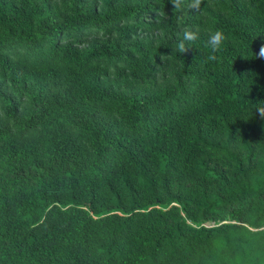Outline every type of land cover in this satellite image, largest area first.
Returning <instances> with one entry per match:
<instances>
[{
	"label": "trees",
	"instance_id": "trees-1",
	"mask_svg": "<svg viewBox=\"0 0 264 264\" xmlns=\"http://www.w3.org/2000/svg\"><path fill=\"white\" fill-rule=\"evenodd\" d=\"M187 3L0 0V264H264V0Z\"/></svg>",
	"mask_w": 264,
	"mask_h": 264
},
{
	"label": "clouds",
	"instance_id": "clouds-1",
	"mask_svg": "<svg viewBox=\"0 0 264 264\" xmlns=\"http://www.w3.org/2000/svg\"><path fill=\"white\" fill-rule=\"evenodd\" d=\"M171 5L173 6L174 12H183L184 9L182 8L183 0H170ZM203 0H188L187 3V10H191L196 13L201 12V5ZM199 38L198 32L185 29L182 33V39L176 46V51L180 54L186 53L190 48L186 46V42L188 44L195 42ZM226 40L225 35L220 31L216 30L214 32L209 33L207 44L211 49V53L208 56V60H215V53L220 50L221 46L224 44ZM259 57L264 59V47H261L259 50ZM261 106L256 107V111L258 112L259 116L264 119V101L259 103Z\"/></svg>",
	"mask_w": 264,
	"mask_h": 264
}]
</instances>
